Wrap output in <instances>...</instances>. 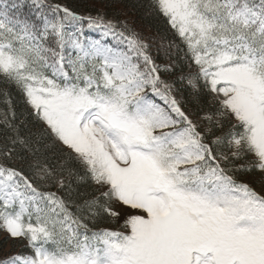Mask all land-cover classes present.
Segmentation results:
<instances>
[{"label":"snow or ice","instance_id":"obj_1","mask_svg":"<svg viewBox=\"0 0 264 264\" xmlns=\"http://www.w3.org/2000/svg\"><path fill=\"white\" fill-rule=\"evenodd\" d=\"M0 97V264H264V0H0Z\"/></svg>","mask_w":264,"mask_h":264},{"label":"trees","instance_id":"obj_2","mask_svg":"<svg viewBox=\"0 0 264 264\" xmlns=\"http://www.w3.org/2000/svg\"><path fill=\"white\" fill-rule=\"evenodd\" d=\"M129 2H132V0H129ZM129 19L134 20V27L138 30L143 32L144 35H149L151 32H155L156 28L154 26L155 22L149 21L146 19H143L140 14L138 13H129ZM160 62H163L162 60ZM11 107L16 110L17 113H19L20 107H21V100L19 95L15 92V90L11 91ZM5 110V103L4 98L0 97V112H3ZM82 191H84L82 189ZM4 247H7V245H3Z\"/></svg>","mask_w":264,"mask_h":264},{"label":"rangeland","instance_id":"obj_3","mask_svg":"<svg viewBox=\"0 0 264 264\" xmlns=\"http://www.w3.org/2000/svg\"><path fill=\"white\" fill-rule=\"evenodd\" d=\"M92 36H93V38H97V37H96V35H95V33H94V34H92Z\"/></svg>","mask_w":264,"mask_h":264}]
</instances>
